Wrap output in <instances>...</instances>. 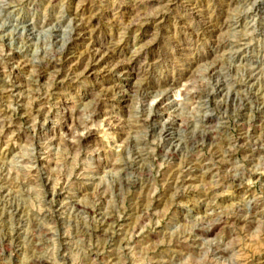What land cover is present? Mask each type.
Masks as SVG:
<instances>
[{
  "label": "rangeland",
  "instance_id": "obj_1",
  "mask_svg": "<svg viewBox=\"0 0 264 264\" xmlns=\"http://www.w3.org/2000/svg\"><path fill=\"white\" fill-rule=\"evenodd\" d=\"M263 99L264 0H0V264H264Z\"/></svg>",
  "mask_w": 264,
  "mask_h": 264
},
{
  "label": "bare ground",
  "instance_id": "obj_2",
  "mask_svg": "<svg viewBox=\"0 0 264 264\" xmlns=\"http://www.w3.org/2000/svg\"><path fill=\"white\" fill-rule=\"evenodd\" d=\"M159 1V0H158ZM247 2H250V0H247ZM138 7V6H137ZM75 16H76V18H79V17H81V16H83L84 15V13H83V10H80V9H77L76 11H75V14H74ZM243 16V15H242ZM75 18V17H74ZM82 19V18H81ZM77 21V20H76ZM208 24V23H207ZM132 27V26H131ZM128 28H129V26H128ZM87 30H89V24L88 23H85V24H83L82 23V25H78L77 24V27H76V33H78L79 35L80 34H82V33H84L85 31H87ZM119 44H113V43H111L110 41H107V40H103V41H95L94 42V49H93V53H91V55H89L88 56V58L90 59L89 61H88V59H87V61L89 62V63H87L86 65H85V68H84V72L85 73H94V70L99 66V65H97V63H99L100 62V60L101 59H103L107 54H112V55H116L117 54V51H118V49H119ZM11 56V55H10ZM6 57V56H5ZM8 58L10 59V57L8 56ZM7 60V59H6ZM105 61V60H104ZM95 62H97V63H95ZM119 62V61H118ZM128 64H125V63H121V62H119L117 65H116V67H111V69H110V72L111 73H117V72H119V73H121V72H123V71H125V70H127L128 69V71L130 70V69H132V62L131 63H129V62H127ZM49 66H39V68H41V70H43L44 72H45V70H47V68H48ZM54 67V66H53ZM27 69V67L26 66H24V69ZM38 71H40V70H38ZM42 72V71H41ZM43 73V72H42ZM41 73V74H42ZM83 74V73H82ZM42 76V75H41ZM44 76V75H43ZM245 84V83H244ZM149 87V86H148ZM264 100V99H263ZM259 101V100H258ZM99 102V101H98ZM95 109H97V108H95ZM94 109V110H95ZM96 111V110H95ZM96 113V112H95ZM102 113V112H101ZM94 114V113H93ZM182 115V114H181ZM94 116V115H93ZM96 118V117H95ZM209 120H211V118H208ZM173 120V119H172ZM171 124V123H170ZM169 125V124H168ZM174 125V124H173ZM170 127H172V126H170ZM169 127V128H170ZM167 128V127H166ZM170 130V129H169ZM172 134V133H171ZM93 135V132L90 130L89 132H88V134L84 137V139H87V138H89V137H91ZM83 136V135H82ZM114 139V138H113ZM29 181V180H28ZM93 211V210H92Z\"/></svg>",
  "mask_w": 264,
  "mask_h": 264
}]
</instances>
